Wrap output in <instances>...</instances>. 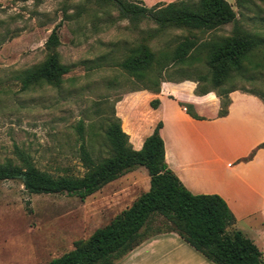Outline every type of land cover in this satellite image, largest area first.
Listing matches in <instances>:
<instances>
[{
  "label": "rangeland",
  "instance_id": "obj_1",
  "mask_svg": "<svg viewBox=\"0 0 264 264\" xmlns=\"http://www.w3.org/2000/svg\"><path fill=\"white\" fill-rule=\"evenodd\" d=\"M137 1L152 7L177 0ZM227 2L236 21L212 32L214 36L224 38L237 30L264 40V0ZM155 27L149 21L121 19L118 9L103 0H0V164L7 160L17 164V153H22L41 171L81 176L78 123L83 126V142L91 157L95 161L108 157L105 133L115 120L116 103L145 85L119 63L140 44L146 43L155 52L164 43H173L175 35H185L170 30L148 41L147 33ZM53 31L59 45L47 48ZM51 53L70 67L61 86L23 90L22 72ZM206 73L202 67L197 71L168 68L161 84L190 82L194 94L208 89L207 94L216 96L210 85L182 79L190 75L195 80ZM220 88L255 93L264 101V68H248L244 76L232 74ZM148 186L143 168L124 174L84 200L30 195L18 180L0 181V264H47L109 224ZM169 228L164 218L153 215L141 234L151 238ZM257 246L264 260V240Z\"/></svg>",
  "mask_w": 264,
  "mask_h": 264
},
{
  "label": "trees",
  "instance_id": "obj_2",
  "mask_svg": "<svg viewBox=\"0 0 264 264\" xmlns=\"http://www.w3.org/2000/svg\"><path fill=\"white\" fill-rule=\"evenodd\" d=\"M103 1L113 4L121 19L152 22L156 27L147 33L148 41L170 30L185 32V35H175L173 43H164L155 52L146 43L140 44L119 63L129 76L145 84L143 90L158 93L168 68L197 71L202 67L207 70L206 74L198 75L195 80L190 75L182 79L210 85L220 100L218 117H223L230 104L228 95L235 90L220 87L231 80L232 74L244 76L248 68H264V40L260 35L235 30L230 36L217 38L212 33L236 21V14L226 0H177L152 7L137 0ZM58 45L53 31L46 47ZM69 71L70 67L61 64L58 56L51 53L22 72V89L39 85L58 88ZM209 92L199 89L195 94L201 96ZM249 94L264 102L262 96ZM157 105V101L150 102L152 108ZM180 106L193 119H200L192 105L180 103ZM114 119L105 133L110 154L98 161L87 151L83 126L78 123L77 132L82 141L79 159L84 168L81 176L41 171L22 153H17V164L10 160L0 164V181L18 180L30 195H66L81 200L139 167L147 172L149 188L146 192L109 224L95 230L86 240L75 242L73 249L47 264H113L148 239L142 237L141 230L153 215H159L170 225L163 234L176 233L213 264H264L256 245L234 229L236 221L225 201L217 195H193L168 168L159 134L161 123L136 151L122 131L120 120ZM257 149H264V143ZM254 153L242 161L250 160Z\"/></svg>",
  "mask_w": 264,
  "mask_h": 264
},
{
  "label": "crops",
  "instance_id": "obj_3",
  "mask_svg": "<svg viewBox=\"0 0 264 264\" xmlns=\"http://www.w3.org/2000/svg\"><path fill=\"white\" fill-rule=\"evenodd\" d=\"M192 86L166 82L158 93L128 92L116 103L115 116L136 151L161 123L168 168L193 195L221 197L234 215V229L258 248L264 240V149H257L264 143V103L254 95L233 91L228 95L227 114L218 117V98L211 93L196 96ZM151 101L158 102L156 108ZM180 103L192 105L200 119L190 117ZM253 151L250 160L242 161ZM113 264L213 263L170 232L144 240Z\"/></svg>",
  "mask_w": 264,
  "mask_h": 264
}]
</instances>
